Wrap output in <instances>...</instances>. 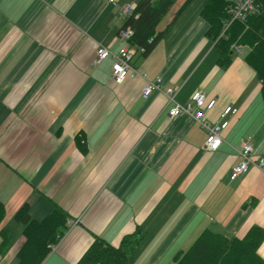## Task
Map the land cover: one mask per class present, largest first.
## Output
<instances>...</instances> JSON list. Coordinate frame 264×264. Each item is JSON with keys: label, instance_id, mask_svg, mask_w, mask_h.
<instances>
[{"label": "crops", "instance_id": "1", "mask_svg": "<svg viewBox=\"0 0 264 264\" xmlns=\"http://www.w3.org/2000/svg\"><path fill=\"white\" fill-rule=\"evenodd\" d=\"M117 1L0 0V232L9 235L2 246L0 233V264H18L26 203L36 220L56 205L68 214L41 264H77L96 238L119 247L134 233L128 264H174L205 229L242 238L264 227V166L231 178L243 137L264 157V99L249 48L221 62L201 15L206 0L189 12L193 0L151 54L133 61L179 87L178 103L198 89L216 98L210 121L228 105L237 110L210 152L194 117L169 118L164 91L145 99L143 78L115 83L111 57L93 65L99 45L117 52L125 43L120 7L139 0ZM258 252L264 259V241Z\"/></svg>", "mask_w": 264, "mask_h": 264}, {"label": "trees", "instance_id": "2", "mask_svg": "<svg viewBox=\"0 0 264 264\" xmlns=\"http://www.w3.org/2000/svg\"><path fill=\"white\" fill-rule=\"evenodd\" d=\"M176 1L137 2L135 13L127 17L123 25V28L130 27L134 31L131 43L137 49V55L149 56L193 0H184L174 12L171 22L159 30L161 21ZM229 2L206 0L201 15L209 23L207 34L215 41L223 63L229 60L230 51L234 52L233 44L249 48L245 60L256 71L264 99V1L260 13L249 16L245 22L236 20L226 26ZM28 208L26 203L17 212V217L25 225L27 239L18 254V264H41L50 253V246L57 243L64 233L68 214L56 205L43 220H36L31 218ZM4 218L5 205L0 201V225ZM0 233L3 246L8 242L9 235L6 230ZM139 240L134 233L125 236L121 245L115 247L102 238H96L77 264H128L129 255ZM263 241L264 227L260 225H253L242 238L205 229L187 250L175 255L174 264H264L258 252Z\"/></svg>", "mask_w": 264, "mask_h": 264}, {"label": "built area", "instance_id": "3", "mask_svg": "<svg viewBox=\"0 0 264 264\" xmlns=\"http://www.w3.org/2000/svg\"><path fill=\"white\" fill-rule=\"evenodd\" d=\"M117 6V0H108ZM264 0H230L227 6L229 15L226 26L233 21L245 22L251 15L260 13ZM136 4H125L120 7L121 14L127 18L135 13ZM134 31L130 28H122L119 37L125 41L124 45L114 52L108 47L99 45L96 55L93 59V65L98 66L107 58L111 57L114 61L112 64V77L115 83L121 84L128 77H141L145 80L142 88V97L147 99L156 91H164L172 103L168 110V116L175 119L181 115H191L203 127L207 133L206 149L210 152L217 151L223 143V131L226 130L232 119L235 117L237 110L232 106H226L220 114V120L217 122L210 121L206 117V113L214 109L217 105L216 98H208L206 92L202 89L196 90L190 100L181 104L175 100V96L179 91L177 86H166L161 76L155 79L148 78L146 73L139 72L133 61L137 55V49L131 43ZM232 49L236 53L242 52V46L233 44ZM143 51V49H141ZM254 138L246 136L242 138L240 149V161L232 169L231 178L236 179L241 174L246 173L252 164L259 167L264 166V157L254 158Z\"/></svg>", "mask_w": 264, "mask_h": 264}, {"label": "rangeland", "instance_id": "4", "mask_svg": "<svg viewBox=\"0 0 264 264\" xmlns=\"http://www.w3.org/2000/svg\"><path fill=\"white\" fill-rule=\"evenodd\" d=\"M181 0H177L175 5L171 8V10L168 12V14L163 18V20L161 21L160 25H159V30H161L165 24H167L168 20L170 19L171 16H173L174 12L179 8L180 5H178V3H180ZM184 1V0H183ZM199 1L200 0H194V3L192 4V6L190 7V11L191 12L193 9H195V7H197V5H199ZM242 46V45H241ZM243 47V46H242ZM247 52V49L244 48L242 52L237 53L238 55H241L243 53Z\"/></svg>", "mask_w": 264, "mask_h": 264}]
</instances>
